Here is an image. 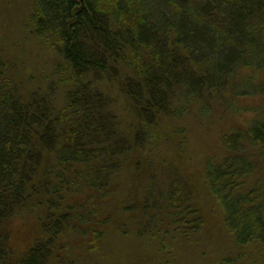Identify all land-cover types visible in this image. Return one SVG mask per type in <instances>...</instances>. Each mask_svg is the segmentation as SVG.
I'll use <instances>...</instances> for the list:
<instances>
[{"label":"trees","instance_id":"1","mask_svg":"<svg viewBox=\"0 0 264 264\" xmlns=\"http://www.w3.org/2000/svg\"><path fill=\"white\" fill-rule=\"evenodd\" d=\"M29 2V32L57 53L63 94L58 104L52 85L27 90L0 56V264H80L75 238L99 253L112 225L99 202L127 169L133 181L145 165L153 173L164 121L223 100L236 114L248 99L258 105L224 131V153L206 160L202 176L234 250L253 252L214 264H264V0ZM243 70L254 77L240 78ZM162 169L165 189L152 186L141 206L131 196L124 211L155 210L150 226L156 218V229L175 225L194 242L205 219L191 186L174 162Z\"/></svg>","mask_w":264,"mask_h":264},{"label":"rangeland","instance_id":"2","mask_svg":"<svg viewBox=\"0 0 264 264\" xmlns=\"http://www.w3.org/2000/svg\"><path fill=\"white\" fill-rule=\"evenodd\" d=\"M29 15V0H0V56L7 60L27 90L41 88L47 91L52 85L56 102L60 104L63 91L54 87L53 78L59 58L56 52L30 34ZM249 76L254 77V74L250 70H243L240 78L247 79ZM254 79L257 83L263 78L256 76ZM224 104V100L222 104H212V109L205 114L200 113L201 110L196 104L181 118L164 121L166 140L150 156L154 165L151 166L153 173L149 170L150 166L145 165L146 175L142 174L133 181L131 170L127 169L121 175V181L119 178V186L112 197L99 202L112 219V225L105 229V243L99 253H87L83 246L86 244L84 239L75 238L72 241L71 249L75 259L81 261L80 264H93L96 261L100 264H214L223 256H235L238 253L223 230L219 213L208 197L202 173L208 158L218 159L224 153V131L231 126H241L252 115L250 109L257 106L258 101L248 99L239 103L236 114L229 112ZM123 115L126 117L125 113ZM164 162H174L177 165L191 186L194 194L193 205L201 210L205 219L203 233L194 242L179 237L175 232V225H172L171 233L163 227L156 229V218H153L150 226L148 221L155 210L149 209V215L139 209L133 215L124 211L123 205L131 196L135 198V204L141 206L152 186L165 189V177L168 176L162 169ZM151 176L155 177L151 179ZM155 196L153 194L150 198V204L154 202ZM123 212L127 217L124 220L127 226L119 225L123 221L119 219V214ZM167 224L170 228V224ZM21 226L16 225L17 228ZM16 230L21 234L22 230ZM31 236L33 237V233ZM162 240L166 243V249L168 248V258L166 252L160 253ZM76 244L80 245L78 249ZM238 254L246 261H251L253 257L252 250L248 248Z\"/></svg>","mask_w":264,"mask_h":264}]
</instances>
